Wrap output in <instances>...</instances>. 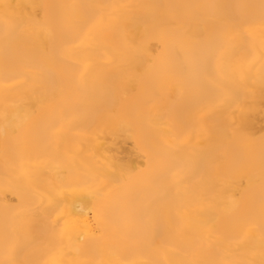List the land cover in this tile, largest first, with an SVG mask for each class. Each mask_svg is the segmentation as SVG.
Listing matches in <instances>:
<instances>
[{"label":"bare ground","instance_id":"6f19581e","mask_svg":"<svg viewBox=\"0 0 264 264\" xmlns=\"http://www.w3.org/2000/svg\"><path fill=\"white\" fill-rule=\"evenodd\" d=\"M0 264H264V0H0Z\"/></svg>","mask_w":264,"mask_h":264}]
</instances>
